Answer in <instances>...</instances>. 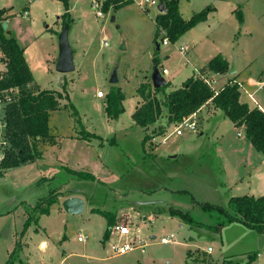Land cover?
<instances>
[{
  "label": "rangeland",
  "instance_id": "1",
  "mask_svg": "<svg viewBox=\"0 0 264 264\" xmlns=\"http://www.w3.org/2000/svg\"><path fill=\"white\" fill-rule=\"evenodd\" d=\"M46 2L0 0V10L7 9L15 14L13 20L9 19V28L18 30L20 43L28 46V57L35 63L43 61L44 71L50 66L51 72L43 74L45 81L40 78L42 88L64 89V94L68 96L70 87L74 86L70 100L60 102V108L51 120L52 130H57L54 135L59 148L55 152L47 151L45 156L50 161L59 159L68 169L90 173L104 183L101 186L73 180L69 181V188L83 190L98 208L108 211L118 209L119 221L123 220L134 233L136 228L141 230V241L145 247L122 256H111L108 245L111 242L124 243L126 239L119 241L110 236L106 219L93 212L88 203H85L80 215L67 214L54 205L48 208V214H43L42 219L39 216V221L27 222L26 211L47 192L67 184L68 175L63 172L49 185H41L38 184L37 170L23 165L0 178V264L8 261L9 264H58V259L51 257L52 248L59 256L75 254L66 264H264V234L242 223L225 225L215 231L214 228L189 227L166 214L153 213L157 208L185 207L189 199L178 193L181 190H187L197 202L226 206L229 198L250 192L249 187L254 181L249 174H252L253 167L262 168L264 173L262 162L251 168L248 161L240 160V163L236 160L232 147L244 139L237 136L240 129L234 128L221 113L209 112L193 118L197 133L183 131L181 136L171 134L174 124L166 123L162 136L171 134L166 144L160 148L161 139H158L146 142L143 147L144 131L132 122L131 115L138 101L137 87L141 83H151L149 56L154 49L156 31L154 6L147 3L140 5L142 0H132V4L117 11L110 8L109 15L104 13L103 18H97L95 10L87 5L84 13L70 16L71 48L78 50L73 40L77 34L82 41L90 40V50L76 58L73 73L60 75L55 71L56 60L51 59L57 51L58 36L52 32L55 6L50 2L48 6ZM235 3L236 12L242 11L244 16L242 24L234 20L236 64L239 67L250 63L247 70L251 77L257 76V80L264 81V0H235ZM185 5L183 2L182 9L187 12ZM27 6L31 11L30 21L22 15L23 8ZM203 6L193 1L190 7L196 11ZM7 10H4L5 14ZM61 11L63 15V6ZM2 19L1 23L6 22ZM232 30V27L223 24L212 28L210 34L207 29L198 27L187 31L175 43L168 41V47L160 43L161 53L165 56L161 57L158 68L169 72L168 76H162L168 87L171 90L179 88L194 74L190 65L184 66V59L177 54L180 46L189 45L188 58L196 67H201L205 65L202 58L210 52L205 39L231 37ZM162 37H165L163 31L160 39ZM3 60L0 55V75L5 72ZM115 71L120 83L111 85L109 80ZM200 72L208 75L204 69ZM38 73L42 76V71ZM59 76L64 77L60 87ZM112 88L123 94V110L117 112L111 106L108 116L106 104L116 99L115 94L110 95ZM263 89L258 91V95L264 96L261 94ZM98 92L103 93V98L95 97ZM243 97H246L244 93V100ZM4 106L0 104V150ZM85 130L102 139L93 138L90 136L93 134ZM74 133L84 141L94 140L85 145L79 140L67 138ZM164 150L184 156H180L177 162H171L169 158L158 156L165 155L161 152ZM232 181L237 182L236 187L231 186ZM62 192L67 193V188ZM192 214L195 220L206 225L216 224V220L202 213L197 206ZM171 234L174 235L173 243H159L160 238ZM79 236L84 238L83 243L78 242ZM42 241L47 244L45 252L37 249Z\"/></svg>",
  "mask_w": 264,
  "mask_h": 264
},
{
  "label": "trees",
  "instance_id": "2",
  "mask_svg": "<svg viewBox=\"0 0 264 264\" xmlns=\"http://www.w3.org/2000/svg\"><path fill=\"white\" fill-rule=\"evenodd\" d=\"M64 8L61 16L62 29L64 25H70L71 19L68 14V0H60ZM165 11L155 17L156 31L154 34L153 65L158 68V54L160 43L166 39L175 43L183 34L194 28L199 23L206 21L210 12L214 11L212 6H207L198 13L193 14L188 20L182 19L179 9V0H162ZM132 4V0H106L103 5V12L106 14L110 8L115 11ZM4 9L0 10V53L4 58L5 72L0 75V104H4L2 119L3 141L2 157L0 159V176L10 169L36 162L41 157L38 147L43 143L52 141L49 133V118L52 112L60 108L62 100L69 101V98L62 92L54 90H40L34 82L32 74L24 58V50L18 45L15 36L9 31H4L2 21L13 18L14 15H5ZM236 19L243 23L241 12H235ZM61 29V30H62ZM165 33V37L160 39V33ZM9 34V35H8ZM8 35V36H7ZM160 39V41H159ZM159 70V68H158ZM229 70L227 61L216 55L206 65L205 71L212 74H226ZM161 73V72H160ZM207 78V77H206ZM165 86L153 89L151 83H141L137 89V96L140 103L131 115L133 123L144 131L143 147L146 142L164 133V126L160 125V120H166L168 124H178L182 119L195 114L209 101L214 108L218 109L236 128H244L245 138L250 142L254 150L264 155V113L257 108L250 109L246 104L239 101V85L229 82L223 86L217 94L206 84L204 79L192 76L188 78L180 88L165 93ZM117 88L111 89V94H115L116 99L110 100L106 104L105 111L110 115V107H114L117 112L123 110L121 102L123 94L117 92ZM70 107L74 109L73 105ZM75 113L76 110L74 109ZM98 138L95 135H90ZM148 153V152H147ZM173 161H178L169 157ZM68 175V182L87 181L104 186L92 174L86 172H76L66 167L63 168ZM49 181V180H48ZM40 180L38 184L49 185L52 182ZM37 184V185H38ZM71 190H79L89 204L92 211L102 215L109 228L117 221V212L98 208L92 204L89 198L81 189H67V193L62 192L59 186L38 200V202L26 211V220L37 222L38 217L48 214V208L58 203V199L67 195ZM180 195H185L189 201L185 207L157 208L153 213L166 214L171 218L193 228L212 229L218 231L225 225L232 223H242L246 227L264 234V196L255 198L253 196H239L229 198L226 206H215L207 202L200 203L187 191H178ZM199 207L202 213L209 218L216 220L214 226L206 225L195 220L192 210ZM25 220V225L27 222ZM9 264V261L6 263Z\"/></svg>",
  "mask_w": 264,
  "mask_h": 264
},
{
  "label": "crops",
  "instance_id": "3",
  "mask_svg": "<svg viewBox=\"0 0 264 264\" xmlns=\"http://www.w3.org/2000/svg\"><path fill=\"white\" fill-rule=\"evenodd\" d=\"M46 1H47L45 3L46 5L49 6V2H50V4L55 6V11L52 12L53 18H54V28H53L52 32L55 34V36H58V34L60 33V30L62 29L61 28V26H62L61 25V16H62V11L61 10H62V6H63L62 2L60 0H46ZM90 1L91 0H68V4H69L68 14H69V17L72 16V15H75V14L77 16H79L81 12L84 13V9H86L85 6H87V5L89 6L90 5ZM193 1H196L199 4L204 5L203 8H201L200 10L193 11L192 8L190 7L193 4ZM158 2H159V0H158ZM183 2L186 3V5H185L186 11L188 10L189 13H188V11L187 12L183 11V9H182V3ZM144 4L145 3L140 2V5H144ZM235 4H236L235 0H179L178 1V9H179V12H180V15H181L182 19H184V20H188L193 14L198 13L199 11H201L202 9H204L207 6H212L214 8V11L210 12L208 14L206 21H204L202 23H199L194 28L190 29L188 32H191L195 28L199 27V28L207 29V31H209V33L211 34L212 28H214V27L217 28L218 26H221V25L225 24L226 26H228L230 28L231 27L233 28V30L231 32L233 37L232 36L230 37V36L226 35L224 37H221L218 40H215L212 37H211V40L205 39V45L208 47L207 51H210V52H208L209 54H207L206 56H204L202 58V61H205L204 62L205 65H203L201 67H196V65L192 64L191 60L188 58V55L190 53V48H191L189 45L180 46L178 51H176V52H177V54L180 55L181 58L184 59L185 65L184 64L183 65L184 66H189L190 65V67L193 69L194 74L192 76H197V77H200V78L201 77H205V78L207 77L209 80L212 81V87H213V89L215 91H219L223 86H225L229 82L237 83L239 85V92H240L239 101L241 103L246 104L250 109L257 108L261 112L264 113V96L258 95V91L263 89V87H264L263 86L264 85V81H262L260 78L257 80V76L251 77V74H249V72L247 70V69H249L250 63L246 62L245 64H243V65L238 67V65L236 64V59L234 58V46H235V43H234V39L235 38H234V36L236 34L235 33L236 25L234 23V20L236 19L235 12L237 10ZM148 6H151V7L154 6V8H155V17L157 16V12H158V14H160V12L157 9L158 7H156L155 5H151V4H148ZM4 10H7V9H4ZM63 10H64V8H63ZM146 10H148V9H146ZM109 13H110V11L108 12V14H105V15H109ZM241 13H242V11H241ZM7 15H14V17H15V14L9 12V10H7V13L4 15V17L7 16ZM22 15H23V17L29 18V21H30V17H31L30 7L27 6V7L23 8ZM242 16H243V13H242ZM14 17L10 18V19L13 20ZM243 19H244V16H243ZM78 21H79V17H78ZM113 21H114V18H113ZM6 23H7V28L4 31L5 32L6 31L12 32V34L16 38V41H17L18 45L20 47H21V45L23 46V44H21L20 40H19L21 38V36L19 35L18 30H16V28H11V29L9 28V23H10L9 19L6 21ZM73 40H74L75 48L78 49L77 51L75 49L74 50L72 49L73 53H74V61H76V58L79 55H81V53L84 54V52H87L88 50H90L88 48L90 46V40L82 41L81 39L78 38L77 34L74 35V39ZM153 45H154V43H153ZM161 45L164 46V47H168L169 43L167 45H163L161 43ZM161 45L159 44V54H158V57H157L159 59V63L162 60L161 57L165 56V54L161 53V50H160ZM27 47L28 46H23V48L22 47L21 48L24 50L23 55H24L25 61H26L27 65H28V68H29L31 74H32L33 80L38 85L39 89L40 90H54V91L62 92V89L59 90V89L42 88L40 78L42 77V80L45 81V76L43 74H45V71L47 72V74L51 72L50 71V66L47 68V70L44 71L43 70V68H44L43 61L39 64V63H35L33 60H31V58L28 57V48ZM153 53H154V49L150 52V56H149L150 57L149 61L152 64V68H150V69H152V71L154 69ZM0 55H2V54L0 53ZM216 55H221L227 61L228 65H229V68L232 67L234 69L235 73L234 74H230V73L227 72L226 74H212V73H210L208 71H205V73L207 72L208 75L204 76V74H202L200 71L203 70V69L205 70V67H206L207 63L213 57H215ZM54 56L51 57L52 61H55L57 59V56H58V43H57V51H56V54H54ZM166 57H167V54H166ZM80 59L82 60L81 63H83V59H82L81 56H80ZM74 66H76V65H74ZM41 67H42V69H41ZM163 69H161V71ZM75 70H76V67H75ZM164 70H166V69H164ZM40 71H42V73H41L42 76H40L39 73H38ZM151 74H152V72H151ZM166 75L167 76L169 75V72L167 70H166V74L163 75V76H166ZM227 76H229V77L227 78ZM150 77H151V75H150ZM118 80L119 81H118L117 84L120 83L119 77H118ZM62 81L64 83V77L62 78V77L59 76V87H60ZM184 82H182V84ZM117 84H115V85H117ZM182 84H181V86H182ZM74 85H76V83ZM73 87L72 88L70 87V91L68 92L69 100H70V93L72 92ZM176 89H178V88H176ZM173 90H175V89H173ZM173 90H171L169 87H167L165 89V93H168V92L173 91ZM243 93L246 95L245 98L243 97L244 100L242 99V94ZM247 93L252 95L253 99L255 100V103H253L248 98ZM261 94H264V93H261ZM96 98L97 99H101V98H98V97H96ZM139 103H140V98L138 97V101H137V103H136V105H135V107L133 109V112L135 111V109H136V107L138 106ZM207 108H210L211 110L210 109L207 110ZM133 112H132V114H133ZM209 112H212L214 114L215 113H221L218 109L214 108L213 105L211 104V102L209 101L201 109H199L195 114H193V118H199V117L202 116V114H204V113L206 114V113H209ZM54 114H57V112H52L50 114V118H49V133L52 136V141L49 142V143H43V144H41L38 147V150L41 152L40 159H38L34 163L26 164L29 167H31L33 170L36 169L37 170V177H39V181L42 180V181H45V183L48 180H49L48 182H52V181H54L56 179V177L58 175H62V173L65 172L63 168L66 167L64 164L61 163V161H59V159L56 158L55 160H53V161L51 160L50 161V160H47V158L45 156L47 151L55 152L59 148V142H57L56 137L54 135V134H56L57 130L54 131V130H52V127H51V120H52V117H53ZM159 124L165 127L166 126L165 118L161 119ZM233 127H234V125H233ZM57 128H61V126L57 125ZM234 128H236V127H234ZM238 129H240L239 132L241 134V136L239 138H243L244 141L239 143L240 141L238 140L237 143H239V145H236V146L232 147V149H233L232 153H233L234 156L237 157L236 160H238V162H240V160L244 161V162L248 161L249 164L251 165V168H252L253 165H256V164H258L260 162H262V164H264V155L256 152L254 150V148L252 147V145L250 144V142L245 138L244 128H238ZM86 132L97 136L95 133H92V132H89V131H86ZM166 135L169 136L170 134L169 135L166 134ZM200 135H202V133ZM80 137L81 136L80 135L77 136L76 133H74L73 135L67 136V138L79 140L82 144H85V145H89L90 142L92 140H94V139H91L90 141H88V140L84 141ZM97 137L100 138L99 136H97ZM162 138H163L162 135H160V137L156 136V137L152 138L149 142H155L158 139L162 140ZM100 139H102V138H100ZM165 144H161L160 148H162V145H165ZM145 152L151 153V152L146 151V150H145ZM161 152L164 153L165 155H158L160 158H169V157H173L174 156L173 157L174 159H179L180 156H184V155H180L179 156V154L175 153V152L170 153V152H168V150L167 151L164 150V151H161ZM154 155H156V154H154ZM260 156H262V157H260ZM1 157H2V150H0V159H1ZM251 162H254V163H251ZM26 165H24V166H26ZM240 166L243 167V165H240ZM251 168H250V170H251ZM10 171H12V169L5 171L2 174V176H0V178H4L6 173L10 172ZM73 171H75V170L73 169ZM77 172H79V171H77ZM249 175H250L249 178L252 181H254V182H253L252 186H250L252 190L249 187L250 192L247 194V196H253L255 198L264 196V173L262 171V168H259V167H256V166L253 167L252 168V174H249ZM35 184H37V181H36ZM236 185H237L236 181H232L231 182V186L232 187L233 186L236 187ZM59 186H61L63 188L62 190L66 189V188L70 189L69 188L70 186L68 184H62V185H59ZM256 191H258V192H256ZM80 193L81 192L79 190H71L67 195H65L63 197H60L58 199V203L60 202V206L58 205V203H56V204H53L52 207L55 205L57 208L60 207L62 209L61 203H62V201L64 199L72 197V196H77V197H80L84 201V207H85V203H88L89 208L93 209V207L89 204L88 200L84 196H82V194H80ZM242 196H244V195H242ZM237 197H239V196H237ZM83 211H84V209H83ZM42 216L44 217V215H41L40 219L43 218ZM118 218H119V216L117 215V221H118ZM38 219H39V217H38ZM171 219H175V218H171ZM140 233H141V230H140ZM37 249L40 252H45V250L47 249L46 242L45 241L40 242V244L37 246ZM50 254H51V257H54V259H58V261H59L58 264H66L70 258H73L75 256V254H63V255H60V256L56 255V251L54 250V248H52Z\"/></svg>",
  "mask_w": 264,
  "mask_h": 264
},
{
  "label": "built area",
  "instance_id": "4",
  "mask_svg": "<svg viewBox=\"0 0 264 264\" xmlns=\"http://www.w3.org/2000/svg\"><path fill=\"white\" fill-rule=\"evenodd\" d=\"M105 1L106 0H91L90 1V7L93 10H95V15L97 18L104 17L103 5ZM142 3H148L151 5H155L156 7H158L159 5L158 0H142ZM162 44L167 45L168 41L164 39L162 40ZM165 74H166V70L163 69L161 71V75L163 76ZM201 78L204 79L206 84L215 92V94H217L218 91H215L212 87V81L205 77H201ZM247 96L253 103H255V100L253 99L251 94L247 93ZM96 97L103 98V93L98 92L96 94ZM192 120H193V115L188 118L182 119L180 123L174 125V130L171 134H175V136H181L183 134V131H190L192 133H197L196 124ZM237 136L240 137L241 134L238 133ZM167 140H168V136L163 135V138L160 143L165 144ZM108 232L110 236L116 237L119 241H121L122 238L126 239L124 243L111 242L108 245V250L111 256H122L134 249L143 250L145 247V244L141 241L140 230L136 228V232L135 233L132 232L131 228L127 224H125L123 220L121 221L118 220L114 225H112L109 228ZM173 239H174V235L171 234L169 236L160 238L159 243L170 244L174 242ZM77 240L79 243L84 242V238H82L81 236H79ZM207 252L210 253L211 249L208 248Z\"/></svg>",
  "mask_w": 264,
  "mask_h": 264
},
{
  "label": "water",
  "instance_id": "5",
  "mask_svg": "<svg viewBox=\"0 0 264 264\" xmlns=\"http://www.w3.org/2000/svg\"><path fill=\"white\" fill-rule=\"evenodd\" d=\"M157 9L160 12V14L164 13L165 8L162 0H159V5ZM2 28L3 30H6L7 28L6 22L2 23ZM57 43H58V56L55 63V71L60 75L73 73L75 71L74 53L69 43L68 24L64 25L63 29L58 34ZM157 49H159V46H157ZM228 73L234 74L235 71L232 67H230ZM150 80L153 89L162 88L166 84V81L162 77L157 67L153 69ZM118 81L119 80H118L117 71H115L114 73H112L109 83L115 85L118 83ZM61 207L63 211L67 214L80 215L84 209V201L80 197L72 196L64 199L61 203ZM151 239H155V237L151 236Z\"/></svg>",
  "mask_w": 264,
  "mask_h": 264
}]
</instances>
